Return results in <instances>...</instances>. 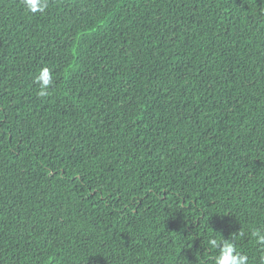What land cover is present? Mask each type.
<instances>
[{
    "label": "trees",
    "instance_id": "16d2710c",
    "mask_svg": "<svg viewBox=\"0 0 264 264\" xmlns=\"http://www.w3.org/2000/svg\"><path fill=\"white\" fill-rule=\"evenodd\" d=\"M43 3L0 0V264H264V0Z\"/></svg>",
    "mask_w": 264,
    "mask_h": 264
},
{
    "label": "clouds",
    "instance_id": "9594fccd",
    "mask_svg": "<svg viewBox=\"0 0 264 264\" xmlns=\"http://www.w3.org/2000/svg\"><path fill=\"white\" fill-rule=\"evenodd\" d=\"M24 3L26 8L31 12H42L46 6L43 3V0H40L39 3L38 0H24ZM36 82L40 86L38 95H47L48 88L53 83L49 69H42L39 76L36 77ZM252 236L255 237L259 243L264 244V234H261L259 229L254 230L252 232ZM209 244L212 247L220 249L219 255L214 258L215 264H248L247 255L236 252L234 246L231 243L225 241L221 245L216 239H210Z\"/></svg>",
    "mask_w": 264,
    "mask_h": 264
}]
</instances>
